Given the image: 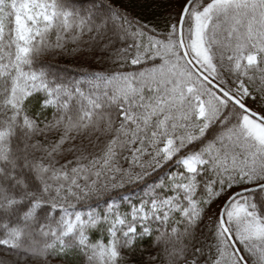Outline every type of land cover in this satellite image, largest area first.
<instances>
[{
  "label": "snow or ice",
  "instance_id": "1",
  "mask_svg": "<svg viewBox=\"0 0 264 264\" xmlns=\"http://www.w3.org/2000/svg\"><path fill=\"white\" fill-rule=\"evenodd\" d=\"M0 264H264V0H0Z\"/></svg>",
  "mask_w": 264,
  "mask_h": 264
}]
</instances>
